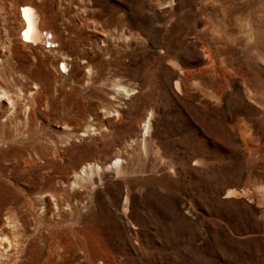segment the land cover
I'll return each instance as SVG.
<instances>
[{
	"label": "rangeland",
	"instance_id": "1",
	"mask_svg": "<svg viewBox=\"0 0 264 264\" xmlns=\"http://www.w3.org/2000/svg\"><path fill=\"white\" fill-rule=\"evenodd\" d=\"M0 94V264H264V0H0Z\"/></svg>",
	"mask_w": 264,
	"mask_h": 264
},
{
	"label": "bare ground",
	"instance_id": "2",
	"mask_svg": "<svg viewBox=\"0 0 264 264\" xmlns=\"http://www.w3.org/2000/svg\"><path fill=\"white\" fill-rule=\"evenodd\" d=\"M20 14L24 23V26L21 30V39L25 42H39L41 40L45 41L49 45L53 43L50 39L52 38L51 34L47 31H40L39 23L37 20V15L32 6L30 5H21L20 6ZM65 63L61 64V67L64 68ZM176 82V81H175ZM177 86V83H176ZM2 98V94H0V100Z\"/></svg>",
	"mask_w": 264,
	"mask_h": 264
},
{
	"label": "built area",
	"instance_id": "3",
	"mask_svg": "<svg viewBox=\"0 0 264 264\" xmlns=\"http://www.w3.org/2000/svg\"><path fill=\"white\" fill-rule=\"evenodd\" d=\"M51 39V38H50ZM44 45H46L47 47H53L54 45H51V46H49L47 43L46 44H44Z\"/></svg>",
	"mask_w": 264,
	"mask_h": 264
}]
</instances>
